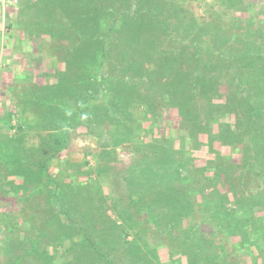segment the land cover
<instances>
[{
  "label": "rangeland",
  "instance_id": "rangeland-1",
  "mask_svg": "<svg viewBox=\"0 0 264 264\" xmlns=\"http://www.w3.org/2000/svg\"><path fill=\"white\" fill-rule=\"evenodd\" d=\"M219 50L264 68V0H0V264H264V153L209 116L235 85H196ZM56 71L84 80L78 128L60 86L63 110L25 99Z\"/></svg>",
  "mask_w": 264,
  "mask_h": 264
},
{
  "label": "trees",
  "instance_id": "trees-1",
  "mask_svg": "<svg viewBox=\"0 0 264 264\" xmlns=\"http://www.w3.org/2000/svg\"><path fill=\"white\" fill-rule=\"evenodd\" d=\"M106 42L107 41H105V40L102 42V49L99 51L101 53L102 57L103 58L105 57V59L109 55V53L105 51L104 44ZM214 45H216V44H213L212 48L215 47ZM212 48H209V50H208L209 54L212 53L210 51V49H212ZM220 55H221V51L219 50V55H215V56L219 57ZM243 55H245V54H243ZM243 55H241V57H245ZM252 55H253V53H250L249 57L246 59L247 62L245 64H241V65L236 61V58L234 56H231L230 54L229 55H227V54L223 55L222 57L220 56L219 59L216 58L215 56H207V58H206L207 63L206 64L204 63L205 66L203 69L205 72L202 75L197 76L196 85L198 87L204 86L205 89H208V90L213 89L214 91H217V92L220 88V87H218V84L220 82H221V84L223 82L227 83V84L230 83V85H227V86H229L228 88L231 90L233 89L231 84L235 85V93H233V94H230V93L229 94L228 93L223 94L224 91L221 93L219 92L220 94L218 95V97H220L223 100V102L218 104L219 106L215 107L213 109V111L211 112V115H209V116H210V118H212L214 120V119H216L217 115L221 114V112L224 114V116H226L228 113L231 114V116H232L231 122L233 123L234 126L238 127V126H240V123L242 124L241 126L243 128L240 127L241 129H239V127H238L235 130V133L238 131V132H242V134H244V132H245L246 135L243 136V138H244V141L247 140V141H245V143L247 145L246 149H250L252 151L255 150L257 153L260 154L261 152L264 153V74L261 75L262 71H264V68H261L263 66L259 65V66H257L258 68L256 71V68L250 67V66L254 65V61L250 58ZM217 59H218V61H217ZM95 64H96V62H95ZM103 64H104V62L100 63V66H102ZM206 66H208L209 68H207ZM91 68L92 67L88 68L89 71H91ZM246 68H249V70H247ZM77 75H79V74H77ZM65 77H67V76H64L63 73H60L59 78H61V80L59 82V86H60L61 91H59V92H61L60 94H62L63 96L67 95L70 98V100L64 101V104H65L64 109L66 111L63 112L64 114L60 115L59 120L56 119L57 122H55V124L52 123V120H49L46 123L47 125L49 123H52V124H54L53 127H56V128L59 127V129H60V127L65 126L66 123L69 122L70 120L73 122V118L80 115L81 111L79 112V109L77 106H76V109H69L68 107L73 105V102L71 100L74 97L73 92L78 93V91H82L81 88H84V85L83 86L81 85V88H80V86H78V84H80L81 82L84 83V80L79 79V76H77L74 79L73 78L69 79L70 76L68 77V79H66ZM94 79H97V74L94 75ZM224 80H226V81H224ZM228 81H229V83H228ZM85 83H87V81H85ZM73 84H75V86L77 85L76 88H75V86L73 87ZM91 84L95 85V82H93ZM79 88H80V90H79ZM175 90H176V92L178 91V89H175ZM173 92H174V90H173ZM128 97H127L128 99H126V97H120L119 101H124L126 104L128 102L131 103L129 100V99H131V96H128ZM213 97H215V96L211 95V99ZM77 98L79 99V95L77 96ZM89 98H91V96H89L87 99L89 100ZM96 99H98V96H95L93 98L94 101ZM54 100H55L54 97L48 99L47 105L49 108H51L49 110H51L52 112L55 110L56 111L63 110V108L57 107L55 104H53ZM104 108L106 110H108L109 118L112 119V117H114L112 113H114L115 111H112L111 106L104 107ZM111 111H112V113H111ZM117 111L121 112L122 110L118 107ZM68 115H70L71 117H68ZM73 116H75V117H73ZM243 119H248L249 127H248L246 122L243 123ZM61 120H64V121L66 120V123L60 122ZM79 123H81L80 120L74 121L73 123H70V125L78 128ZM229 125H228L229 129H226L227 135L226 136L221 135V139H222L221 141H223V140L225 141V147H226V145H235L234 142L231 140V136L234 135V132L232 133V127ZM249 128L251 131L249 130ZM64 132L65 133L61 138L62 142H64V144L62 145V148L56 150L57 154H59V152H64L66 150V147L68 144V135L70 134L71 131L65 130ZM253 132H255L256 134H254ZM220 134H222V133H220ZM211 137H212L211 135L207 136V143L208 144H212V141H210ZM210 150L212 151L214 149L212 147H210ZM56 152L52 153V155H57ZM214 153H215L214 154L215 156L218 155V153H216V152H214ZM253 158L255 159L256 156H253ZM209 166H211V165L209 164ZM67 188L69 191L77 190L80 193V191L77 188H75V186L73 184H72L71 188H69V186ZM89 194L92 195V193H89ZM77 195H79V194H77ZM100 197H102V196H100ZM221 199L225 201L228 198L225 196L222 198V196H221ZM97 201L100 202V199L96 198V196H88V198L86 200L83 198H80V199L72 198V201H68V206H69L70 210L73 212H76L78 210V208L82 206L83 207L82 213H87V215H88V213H95L96 215H99L102 213V204L98 203ZM57 203L58 202H56V204ZM84 206L86 207L87 211H86ZM85 216L86 215H82V218H84ZM90 218H88V219L91 222ZM93 218L94 217H92V219Z\"/></svg>",
  "mask_w": 264,
  "mask_h": 264
},
{
  "label": "crops",
  "instance_id": "crops-1",
  "mask_svg": "<svg viewBox=\"0 0 264 264\" xmlns=\"http://www.w3.org/2000/svg\"><path fill=\"white\" fill-rule=\"evenodd\" d=\"M57 73H56V77H58L59 78V71H56ZM37 82V81H36ZM58 82H59V80H58ZM33 92L35 93V96H34V94L32 95V93H30V92H28V93H25V99H26V101L28 102L29 100H30V102L31 103H33V102H35L34 104H43V106H39V108L38 107H36L37 105H35L34 107H36V110H38V109H40V110H42V111H46V110H48V99L49 98H51V97H48L47 95H46V92L48 91V88H54V87H56V88H58L59 89V84H57V85H48V80H45V81H43V82H41V80H40V84H38V83H34L33 82ZM29 90H31V88L29 87ZM42 92H44V97H42V101H40V102H37L38 101V99L36 100V97L37 96H40L41 95V93ZM33 101H32V100ZM33 107V108H34ZM19 113H21V115L22 114H24L23 113V111L22 110H20L19 109ZM23 117V116H22ZM51 131V130H50Z\"/></svg>",
  "mask_w": 264,
  "mask_h": 264
}]
</instances>
